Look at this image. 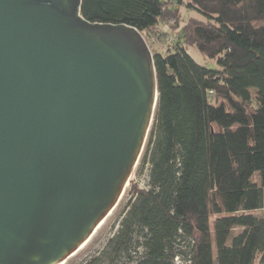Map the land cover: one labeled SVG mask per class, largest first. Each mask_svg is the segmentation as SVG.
I'll return each instance as SVG.
<instances>
[{
    "label": "trees",
    "instance_id": "obj_1",
    "mask_svg": "<svg viewBox=\"0 0 264 264\" xmlns=\"http://www.w3.org/2000/svg\"><path fill=\"white\" fill-rule=\"evenodd\" d=\"M80 4L89 22L144 35L158 90L139 159L147 187L131 185L118 228L82 264H264V214L252 213L264 188V0ZM182 6L205 19L183 20Z\"/></svg>",
    "mask_w": 264,
    "mask_h": 264
},
{
    "label": "water",
    "instance_id": "obj_2",
    "mask_svg": "<svg viewBox=\"0 0 264 264\" xmlns=\"http://www.w3.org/2000/svg\"><path fill=\"white\" fill-rule=\"evenodd\" d=\"M81 0H0V264H60L118 204L157 104L144 35Z\"/></svg>",
    "mask_w": 264,
    "mask_h": 264
},
{
    "label": "rangeland",
    "instance_id": "obj_3",
    "mask_svg": "<svg viewBox=\"0 0 264 264\" xmlns=\"http://www.w3.org/2000/svg\"><path fill=\"white\" fill-rule=\"evenodd\" d=\"M182 11V19L187 20L189 17H194L198 20H204L205 17L203 14H200L196 10H187L183 6L180 8ZM151 40L149 39V42ZM151 43V42H150ZM152 44V43H151ZM152 47L157 50L158 48L160 51H163V46L158 45L156 43L152 44ZM189 55H191L194 60L201 64L205 65L211 69L217 68L218 65H216L215 60H211L207 58L205 55H202L195 47H188ZM140 160L134 167V170L132 174L130 175L129 182L125 189L123 190V194L121 195L118 204L111 210L109 215L104 219V221L100 224V227L91 235V237L88 239V241L79 248V250L67 258L66 262L64 264H82L89 261V258L92 255H97L100 250L103 249V247L107 244V242L110 239V236L116 231L118 228V222L121 219V213L122 210L125 208L127 201L130 199V188L131 185L135 184L138 188H146L148 179V168L147 166L143 167V169L140 171L139 169ZM254 179L257 180V175L254 176ZM253 214H256L258 216H261L264 214V188H263V203L262 207L259 209H256L252 212ZM239 229H236L235 232H238Z\"/></svg>",
    "mask_w": 264,
    "mask_h": 264
},
{
    "label": "bare ground",
    "instance_id": "obj_4",
    "mask_svg": "<svg viewBox=\"0 0 264 264\" xmlns=\"http://www.w3.org/2000/svg\"><path fill=\"white\" fill-rule=\"evenodd\" d=\"M103 221H104V220H103ZM103 221H102V222H103ZM102 222H101V223H102ZM99 227H100V225H99ZM90 237H91V236H90ZM84 244H85V243H84ZM84 244H83L82 246H84ZM82 246H81V247H82ZM81 247H80V248H81ZM78 250H79V249H78ZM60 264H64V263H60Z\"/></svg>",
    "mask_w": 264,
    "mask_h": 264
},
{
    "label": "built area",
    "instance_id": "obj_5",
    "mask_svg": "<svg viewBox=\"0 0 264 264\" xmlns=\"http://www.w3.org/2000/svg\"><path fill=\"white\" fill-rule=\"evenodd\" d=\"M186 49L188 50V46H186Z\"/></svg>",
    "mask_w": 264,
    "mask_h": 264
}]
</instances>
